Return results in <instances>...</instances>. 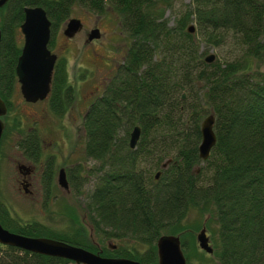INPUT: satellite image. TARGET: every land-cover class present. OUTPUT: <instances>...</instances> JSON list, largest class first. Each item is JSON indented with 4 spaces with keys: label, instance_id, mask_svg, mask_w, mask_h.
<instances>
[{
    "label": "trees",
    "instance_id": "16d2710c",
    "mask_svg": "<svg viewBox=\"0 0 264 264\" xmlns=\"http://www.w3.org/2000/svg\"><path fill=\"white\" fill-rule=\"evenodd\" d=\"M166 1L8 0L0 8V72L15 77L21 50L15 31L25 7L47 11L51 34L75 5L97 14L113 9L130 43L84 114V154L97 167L89 171L95 179L82 206L96 236L136 247H103V255L158 264L159 236L190 235L183 227L189 210L209 204L214 211L206 226L217 264H264V0H191L174 24L164 15ZM190 23L192 33L186 30ZM210 48L227 52L207 63ZM74 97L61 58L52 75L51 111L65 114ZM211 113L216 144L202 161L200 123ZM135 126L140 137L130 148ZM165 161L170 163L163 169ZM47 172L50 180L53 172ZM85 182H72L74 191L80 194ZM0 222L12 232L96 251L82 224L73 235L58 233L21 223L3 206ZM0 264L70 261L0 245Z\"/></svg>",
    "mask_w": 264,
    "mask_h": 264
},
{
    "label": "rangeland",
    "instance_id": "374dc122",
    "mask_svg": "<svg viewBox=\"0 0 264 264\" xmlns=\"http://www.w3.org/2000/svg\"><path fill=\"white\" fill-rule=\"evenodd\" d=\"M190 2L191 0L166 1V5H163L164 15L170 24L175 23L176 16L178 17ZM159 6L162 7V4ZM70 18L80 19L83 23L82 30L74 37L68 38L63 35L66 25L61 26L51 36V50L58 58L64 59L69 83L77 93L76 98L66 114L57 116L49 110L47 102L27 103L20 92H16L13 97V128H7L0 141V206L8 209L10 215L21 223H38L54 232L73 235L79 224L89 232L82 201L94 184L95 176H90L89 171L97 167L96 162L86 159L84 154L82 118L89 105L102 94L108 79L114 75L117 66L122 62L130 38L121 30L120 17L113 9L107 8L105 13L99 16L75 5ZM95 27L100 29L101 34L98 41L89 44L85 42L87 33ZM15 38L18 46H21L23 35L20 30L15 31ZM226 52V48H210L207 54L214 53L219 58L224 57ZM36 128L42 143V153L34 162L22 155L23 152L17 144ZM50 156L56 160H47ZM15 160L36 166L30 194L18 186ZM49 162H53L54 174L50 180H46L44 171ZM76 164L79 169L75 167L74 171L72 170V173L76 174L75 177L72 176L73 182H80L84 177L86 185L80 194L74 191L73 187H70V193H66L58 186L55 178L61 168L70 169ZM212 211L213 207L209 204L203 209L193 207L183 222V227L191 231V234H186L184 238L181 235L187 245L184 253L188 264H217L216 258L211 255L202 257V254L206 253L198 249L195 238L201 227L207 225ZM214 227L212 222L211 232ZM207 232L211 239L208 228ZM92 239L103 247L110 243L116 247H136L132 242L103 240L93 232ZM137 248L144 249L141 246Z\"/></svg>",
    "mask_w": 264,
    "mask_h": 264
},
{
    "label": "water",
    "instance_id": "95a60500",
    "mask_svg": "<svg viewBox=\"0 0 264 264\" xmlns=\"http://www.w3.org/2000/svg\"><path fill=\"white\" fill-rule=\"evenodd\" d=\"M8 0H0L2 7ZM24 20L20 25V30L24 36V44L21 54L17 60L16 73L20 83V91L27 102H36L46 98L51 89V75L56 61V55L48 48L50 40V20L47 18L45 10L41 6L25 7ZM81 27L78 19H70L64 30V35L72 37ZM194 32V26L187 29ZM97 30L92 31L89 39L98 37ZM1 39V32H0ZM205 62L211 63L215 60V54L209 53L204 57ZM185 95L182 94V98ZM0 116L6 113V106L0 100ZM215 122L214 114L211 113L201 121V141L198 146L199 158L206 160L211 147L216 142L213 133ZM4 125L0 120V138ZM140 137V127L135 126L130 134L129 146L134 148ZM167 163L163 164L166 167ZM160 172L155 174L158 179ZM57 183L68 191V182L64 170H60L57 175ZM93 229L89 225V238L93 244L99 246L92 239ZM198 246L208 254L213 253L209 237L206 236V227L196 234ZM0 244L12 246L24 251L37 253L46 256L67 259L70 264H142L138 260L126 257H105L100 252H93L86 248L69 244L67 242L49 238L45 236H26L12 232L0 223ZM114 249L115 245L109 244ZM156 253L158 264H187V259L182 250L180 235L162 234L156 241Z\"/></svg>",
    "mask_w": 264,
    "mask_h": 264
},
{
    "label": "flooded vegetation",
    "instance_id": "af4514ba",
    "mask_svg": "<svg viewBox=\"0 0 264 264\" xmlns=\"http://www.w3.org/2000/svg\"><path fill=\"white\" fill-rule=\"evenodd\" d=\"M88 33H87V35H88ZM95 42L96 41H90L88 43L89 44H94ZM0 66H1V64H0ZM16 66H17V63L15 65V69H14V76L15 77H13V76H11L9 74L4 75L3 73L0 72V100L6 106V113L0 116V120L2 121V123L4 125V130H3V133L1 135V138H2L4 132L6 131L7 128H9V127L13 128V127H11V123H13V117H14V113L12 111L13 108H14V106H13V97L18 92H20V94H21L20 83H19L18 76H17V73H16ZM67 78H68V75H67ZM68 82H69V80H68ZM70 85H71V87H73L72 84H70ZM74 92H75V89H74ZM49 94H50V92H49ZM49 94L43 100H38L36 102H39V101L47 102L48 108L51 111ZM76 94L77 93L75 92L74 100L76 98ZM21 96H22L23 100L25 102H27L24 99L22 94H21ZM74 100H73V102H74ZM36 102H27V103H36ZM73 102H72V104H73ZM53 114H55V113H53ZM57 116H62V115H57ZM83 118H84V115H83ZM83 118H82V125H83ZM82 129H83V126H82ZM37 132H38V130L36 128V129H34V131H31V133L28 136H26L27 138L23 139L22 141H19L18 144H17V146L20 147V149L23 152L22 155L24 157L28 158L29 160H33L34 162L39 159V156L41 157V153H42V151H41L42 150V148H41V144L42 143H41L40 137L38 136ZM83 133H84V131H83ZM1 138H0V141H1ZM0 147H1V144H0ZM47 160H56V159L53 156H50V157H48ZM15 163H16V170L18 172V177L16 178V181L18 183L19 188H21V190H23L24 192H28L29 194L32 193V191H30V187L33 184V176H34V173H36V166L35 165H31V164H24V163L22 164L21 162H19L17 160H15ZM75 167H78V164L74 165L70 169L61 168L62 170H64V173H65V176H66V180L68 182V191L66 189H64L63 187H60V188L65 190L66 193H70L69 189H70V187H73V183H72L73 182V178H72V176L75 177L76 174L72 173V170L74 171ZM78 169H79V167L77 168V170ZM45 170H46V171H44L45 174L49 170H51L53 172V174H54L53 162H49L46 165ZM46 180H48V178ZM55 181L57 183V176L55 178ZM206 235L208 236V233H206ZM98 251L100 252L101 256H106V255H103V248H101L100 246H97V250L95 252H98ZM106 257H108V256H106Z\"/></svg>",
    "mask_w": 264,
    "mask_h": 264
},
{
    "label": "bare ground",
    "instance_id": "6f19581e",
    "mask_svg": "<svg viewBox=\"0 0 264 264\" xmlns=\"http://www.w3.org/2000/svg\"><path fill=\"white\" fill-rule=\"evenodd\" d=\"M46 12H47V11H46ZM215 123H216V122H215ZM213 133L215 134L214 129H213ZM215 137H216V135H215ZM140 139H141V138H140ZM215 144H216V142H215ZM215 144L211 147V150L214 148ZM211 150H210V153H211ZM210 153H209V156H210ZM209 156H208V157H209ZM207 159H208V158H207ZM207 159H206V160H207ZM202 161H205V160H202ZM165 163H167V165H166V167H167L168 164H169L170 162H169V161H166ZM166 167H163V166H162L163 169H165ZM160 174H161V173H160ZM86 216H87V215H86ZM182 250H183V247H182ZM183 251H184V250H183Z\"/></svg>",
    "mask_w": 264,
    "mask_h": 264
}]
</instances>
